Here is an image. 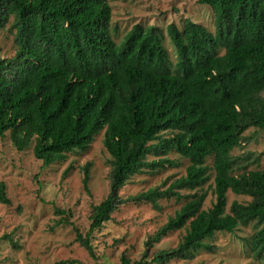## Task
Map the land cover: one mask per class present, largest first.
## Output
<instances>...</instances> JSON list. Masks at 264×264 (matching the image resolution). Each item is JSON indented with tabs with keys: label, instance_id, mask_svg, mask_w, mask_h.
<instances>
[{
	"label": "trees",
	"instance_id": "1",
	"mask_svg": "<svg viewBox=\"0 0 264 264\" xmlns=\"http://www.w3.org/2000/svg\"><path fill=\"white\" fill-rule=\"evenodd\" d=\"M198 2L212 10L215 32L187 19L182 28L168 25L177 54L173 63L164 32L155 26L134 25L118 46L108 0H0V29L12 33L16 48L12 57L0 59V137L8 133L19 152L34 143L35 158L49 167L68 153L86 151L104 132L109 193L93 207L87 234L75 230L93 259V234L121 204L149 203L159 210V200L184 198L174 217L145 242L139 259L123 253L112 264L187 260L199 250L213 251L206 240L217 233L251 224V252L264 261V170H249L233 155L247 131H264V0ZM171 153L188 160L185 176L167 189L121 197L132 177L178 167ZM90 167L83 168L88 193ZM212 177L215 201L204 210L207 193L199 190ZM229 192L250 201H235L228 212ZM0 203L11 204L4 182ZM181 230L185 235L175 248L152 252ZM3 239L17 247L11 236Z\"/></svg>",
	"mask_w": 264,
	"mask_h": 264
},
{
	"label": "rangeland",
	"instance_id": "2",
	"mask_svg": "<svg viewBox=\"0 0 264 264\" xmlns=\"http://www.w3.org/2000/svg\"><path fill=\"white\" fill-rule=\"evenodd\" d=\"M199 0H108L112 8L111 32L117 45L136 24L155 26L164 32L165 46L173 63L177 61L176 49L166 33L168 25L183 27L184 20L204 25L215 32V20L208 6ZM16 48L12 33L0 29V59L10 58ZM220 54H224L221 51ZM264 95V94H263ZM245 142L233 151L241 158L242 166L249 170H264V131L250 129L244 134ZM104 132L97 135L86 151L75 150L66 159L49 167L34 156L32 143L19 152L13 146L9 134L0 137V182L6 185L11 204L0 203V264H53L75 259L82 264H112L126 253L131 259H139L145 250V242L174 217L184 204V198L162 199L156 210L149 203L121 204L112 220L102 230L93 234L91 242L96 259L76 241V229L84 235L90 228V216L95 205L100 204L109 193L111 157L104 144ZM169 158L178 163L176 168H166L151 174L131 178L121 191L126 200L131 196L160 187L167 189L176 179L185 176L188 160L176 153ZM155 159L154 156L149 157ZM91 164L89 193L84 190L83 168ZM213 165L212 159L207 161ZM240 173V172H239ZM213 175V172H212ZM213 177L199 191L207 193L204 210L215 201ZM181 191L182 196L194 193ZM248 203L249 197L228 193V206L233 202ZM67 211V216L56 214ZM66 217L70 223H65ZM256 226L239 227L235 233H217L206 242L213 251L199 250L187 260L175 259L168 264H264L255 258L249 240ZM12 237L16 246L3 239ZM185 235L176 231L155 244L152 252L175 248Z\"/></svg>",
	"mask_w": 264,
	"mask_h": 264
}]
</instances>
